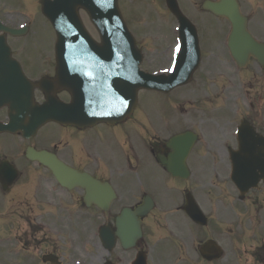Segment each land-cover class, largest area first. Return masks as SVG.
Masks as SVG:
<instances>
[{"label":"flooded vegetation","instance_id":"af4514ba","mask_svg":"<svg viewBox=\"0 0 264 264\" xmlns=\"http://www.w3.org/2000/svg\"><path fill=\"white\" fill-rule=\"evenodd\" d=\"M6 2H10V0H6ZM130 24L134 30L138 47L143 51V58L141 57L138 64L139 68L143 71H147V69H165L171 58V47L177 43L175 39L178 38V35L176 34L175 37L171 38L168 33L157 32L158 37L155 39L147 37L144 26L139 25V23L131 21ZM222 27L225 29L226 24L222 23ZM204 29L201 33L198 32L199 62L202 67H208V71L211 72L217 67L218 61L222 57L229 58V54L226 40L223 39V32H207L209 29L207 24L204 25ZM91 33L94 37H97L96 32ZM152 45H157L158 49L152 47ZM26 52V57H20L19 59L30 78L54 77L55 72L38 64L31 50H26ZM105 61L106 59L101 64L102 68L106 67ZM115 62H117V58H115ZM102 76L106 77L107 75L102 74ZM107 77L111 79L112 73ZM55 92L59 99L63 101L70 100V96L65 90L55 88ZM34 94L36 101H43L44 91L36 89ZM177 98V95L171 97V99ZM158 100H162L165 105L164 97L152 95L149 91L142 90L141 99L138 101L140 106L137 104L141 109L138 114L133 112L121 122L112 124L102 121L90 126L75 127L60 124L59 126L58 123H51L50 125L61 129V137L59 138L53 130H50L46 131L43 136L41 134L37 135L36 142L33 144L38 148H44L55 153L67 165L79 171L88 172L99 182L108 184L113 189L114 196L108 204V209H102L93 203L87 206L83 199L84 190L79 187L75 188L76 190L73 189L74 191L67 190L69 193L72 191V193L78 194L74 197V200L77 202V206H80V208L71 206L68 199L64 202L60 201V206H65L68 214L69 211L77 209L91 216H97V218L83 219V224H89L93 227L109 224L114 228L115 217L123 209L135 210L144 205L146 197H151L153 208L144 216H137L142 236L137 238L133 244V250L143 251L147 260H149V252L146 249L144 238L151 228L150 216L155 215L154 211L158 210L159 207L166 206L163 200H171L172 202L175 200L179 205L183 189L181 187L183 185L182 179L169 174L159 160V154L168 157L171 148L168 147L167 140L171 135L178 132L179 128L178 121L174 117L163 118L169 113L160 108ZM140 120L143 127H135L139 125ZM226 147L219 143L214 146L211 145L210 150L226 152ZM195 157L198 162L197 152L191 150L188 156V166L194 162ZM33 164V172L36 175L33 177L17 176L11 183L9 190L13 188L15 193H19L22 185L27 184L28 186L26 185L25 189L32 193L38 207L36 211H31L28 215H49L51 212L46 208V200L49 199L53 203H57L55 195L50 190L53 189L55 194L60 193V190L49 169L36 162ZM191 179L187 183L196 186V176L193 178L194 181ZM60 206L57 205L54 209L58 210L61 208ZM167 206L169 207V202ZM161 208L165 211L163 207ZM175 209L180 211L182 204L176 206ZM24 214L27 213L19 211L18 217ZM102 217H104L103 220ZM25 221L23 228L20 225V220L18 226L26 233L27 242L30 240L35 248L42 245L46 253H54L53 240L49 231L43 227L38 228L37 223L39 221L32 218ZM13 234L16 238H21L20 231H15ZM96 239L100 243L98 236H96ZM167 242L169 246L163 245L159 248L160 252L156 251L155 256L157 259L165 260L168 257L167 253L172 254L176 251L175 245L176 242H179L177 238L170 236ZM118 247L119 245L115 241L114 249ZM120 254L121 252H118V255L112 253V256L119 258L122 257Z\"/></svg>","mask_w":264,"mask_h":264},{"label":"rangeland","instance_id":"374dc122","mask_svg":"<svg viewBox=\"0 0 264 264\" xmlns=\"http://www.w3.org/2000/svg\"><path fill=\"white\" fill-rule=\"evenodd\" d=\"M31 1L37 2V0ZM181 1L184 9L196 20H199L198 22L200 23L201 30L203 26L207 24V26H209L207 32H223L224 28L222 27L221 22L209 17L207 14L199 13L197 5H192V3H195L197 0ZM0 2L6 3L10 8L12 7V4H8L6 0H0ZM242 2L244 8L249 9V11L254 10L255 16H259L260 10L264 9V0H242ZM132 5L137 12L140 11V15L138 13L136 15L138 20H140V18H149L153 20L152 13H157L158 11V14L162 15L161 9L164 10L165 8L163 0H133ZM168 16L169 15L166 13L161 20L163 22H169ZM12 17L15 18L14 16ZM18 19L21 21V18L18 17ZM34 21L37 22V19H34ZM38 21L45 22L44 19H39ZM36 38L40 41L35 40ZM28 39L29 40L26 42V45H30L32 49H35L34 47H37V49L38 47L44 48V55L46 56L45 51L48 49L51 39H49L48 34H46V36L35 34L34 39L31 38V36H29ZM9 43L12 45V49H14L15 53L19 55V57H26L25 55L27 52L26 50H22L24 49V42L21 41V39H9ZM36 57L40 60V64L42 65L40 56ZM226 69L227 68L224 65V62H219L218 69L212 75H207L205 73L198 74L199 81L191 88L193 91V98H190L189 95L186 96L187 99L192 101L194 100L196 103L193 106V103L190 101L184 103V97L181 100L182 104L185 106L182 108L183 113L179 115L182 120L183 127H188L190 125L194 126V122H196L198 118H209L210 125L207 126L206 129L208 130L210 136L217 133L213 128L214 122L210 119L212 116L211 113L201 112L199 110V106L205 107L207 105L206 99H211L212 105L214 106L213 108H215V111L213 112L217 114V121L220 123H226L229 121L230 117L232 118L229 113L231 104L228 100V94L230 93L231 86L234 82L230 78ZM202 82H210V91L206 93V96L203 89L204 86L207 88V83L206 85H203ZM252 82H254V84L251 85V93L256 96L254 108L252 109L254 110L253 120L259 129L261 128L264 132V82L261 84L256 81ZM247 89L250 90L249 88ZM158 104L160 108L166 109L162 100H158ZM240 106L246 108L247 104H240L239 102V107ZM225 111H228L229 116L225 115ZM1 112L0 115L3 114L4 110ZM244 113L246 112L243 110L240 115ZM53 129L54 127L51 126L49 130ZM56 132L61 133L62 131L56 129ZM12 139L14 140L12 150H10L9 146L4 144H1L0 147V153H3L2 155H6L9 158L14 155L16 148L19 146L18 143H20L17 138ZM198 145L199 147L197 150L206 149L208 145H211V140L210 138L202 139ZM216 159L218 163L219 160L217 157ZM207 165V163L205 164V167L198 165L197 184L196 187H192L194 188V194L197 200L209 217L208 224L205 227L198 229L199 231L195 237L191 236L190 231L191 237L186 238L185 241H181L180 243L181 252L178 257H175L172 261H168L167 264H185V262L181 263V260H189L192 262L200 260L198 258V245H200V242L208 237L217 239L225 247L224 257L218 262V264H264L263 260L257 259L256 257V253H260V249L262 248L261 245L264 243V184L260 190L250 192L248 200L245 202L246 208L245 206L237 205L236 210H234L232 209V206L237 201H234V197H232L234 195L229 183L226 182L224 177H221L222 173H220V177L215 175L211 176L212 174L208 172ZM22 192L24 193L25 190L23 189ZM20 198H23V196L21 195ZM18 201L19 198L16 197L12 207L15 209L22 208L25 213H29V210L25 209L22 204L19 205ZM54 213H56V215H54ZM54 213L47 216L46 220L53 222L55 220V216H59L58 211H54ZM23 217L29 218V216L24 215ZM254 223L257 224V228H255V230H251ZM20 225L22 228L25 226L22 216L20 218ZM73 231L77 239H80V236L84 234L81 226H73ZM62 245L67 251V254L73 252L64 242ZM150 249L152 250V247H150ZM80 256V254L77 255V257ZM28 257L29 256H27V258ZM232 257L233 259L231 260ZM85 258L86 264H123V262H106L102 256L97 257L94 255V257L87 256ZM151 264L159 263L153 259Z\"/></svg>","mask_w":264,"mask_h":264},{"label":"water","instance_id":"95a60500","mask_svg":"<svg viewBox=\"0 0 264 264\" xmlns=\"http://www.w3.org/2000/svg\"><path fill=\"white\" fill-rule=\"evenodd\" d=\"M81 2L83 4V6L85 8H87L88 11L90 12L92 20L98 25L96 12H95L94 8L89 3H86V1L82 0ZM48 7H49V3L46 2L45 6H44V11L51 18L50 14H49ZM109 7L111 8L112 14H115V11H114L115 0H110ZM115 18L117 20L118 28L121 31L125 32V28H124L122 21L120 20L118 14L115 15ZM232 18L233 19L238 18L240 20V23L236 27V34L239 35L240 37L248 36V34L244 30V25H243V22L241 21V17L239 16V14L237 12L236 6H234V13L232 15ZM74 20H75L76 24L78 25V22L76 21L75 18H74ZM0 40H1V47L3 49H5L6 52L8 53V47L6 46L4 39L0 38ZM240 41H241V50L243 48L247 50L249 47L247 45H244L243 40H240ZM61 42L62 41L60 40L58 49H59V47H61ZM10 73H11V71L9 69H5L4 72L2 73V76L6 79V83H7L8 87L11 88L12 87V85L10 84L11 79L9 78ZM18 74L22 79H24L23 76L19 72H18ZM24 81L26 84L25 79H24ZM26 87H27V92L30 96L31 95L30 87L28 84H26ZM0 97L2 98L3 102H6V101L8 102L9 100L14 101L13 99H8L9 96L3 95L2 93H0ZM127 107H125V108H127ZM40 121H41V119H36L35 126L38 125ZM241 136H242L241 144L243 145V149L241 150L242 156H237V158L235 159V165H237L238 162L241 163V165L243 166V174L240 171V166H235L234 181L238 185H240L242 191H244L251 184L255 185L260 178L264 179V137H261L259 135L256 136V133L252 132L248 127H245V129H243ZM176 140L181 145H186V143L188 142V136L186 134H183V135L179 136ZM253 145H255V147H252ZM259 145H261V146L259 147ZM70 172H72V171H70ZM73 173L75 175L74 174H71V175L75 178H78V176H80L79 174H77L75 172H73ZM186 209L193 217L198 218V220L201 219L202 215L199 213V211L197 212L195 210V206L193 204H191ZM209 244L213 245L212 242H209ZM204 249H205V247H204ZM210 251H212L213 255L218 256V254H219V252L215 246L210 248ZM204 254H205L204 256H206V257H208V255H209V253H206V252H204Z\"/></svg>","mask_w":264,"mask_h":264}]
</instances>
